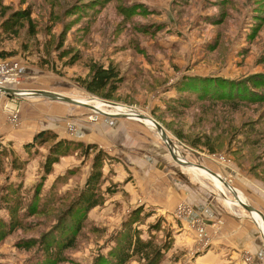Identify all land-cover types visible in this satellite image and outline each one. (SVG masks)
<instances>
[{"label":"rangeland","instance_id":"374dc122","mask_svg":"<svg viewBox=\"0 0 264 264\" xmlns=\"http://www.w3.org/2000/svg\"><path fill=\"white\" fill-rule=\"evenodd\" d=\"M24 10L31 24L17 18ZM1 53L0 72L17 65L23 95L0 99V145L12 142L27 165L0 166V264H153L158 250V264H232L211 244L221 226L194 218L204 211L254 223L259 253L243 249L237 263L264 262L262 217L233 192L264 214V0H1ZM99 66L119 78L93 93L85 83ZM152 120L191 166L174 160ZM42 130L57 140L25 147ZM61 139L82 146L54 162ZM99 150L101 204L84 215ZM132 236L155 251L117 262Z\"/></svg>","mask_w":264,"mask_h":264},{"label":"trees","instance_id":"16d2710c","mask_svg":"<svg viewBox=\"0 0 264 264\" xmlns=\"http://www.w3.org/2000/svg\"><path fill=\"white\" fill-rule=\"evenodd\" d=\"M0 6H1V0H0ZM17 18L19 19H27L28 22L31 24V12L28 10L21 11V15H18ZM16 20V18H15ZM1 59H7V54H0ZM119 78V72L116 70L113 66H109L107 68L103 66H99L95 69L91 79L86 82V89L93 93H99L105 88H108L112 86L113 82L117 81ZM205 78V77H203ZM205 80V79H200ZM34 139L30 143H26L25 147H35L41 143H45L48 140L56 139L57 136L53 135L50 130H42L38 132L34 137ZM81 147L80 143L72 140H58L55 142L54 146L52 148V160L56 162L61 156H66L70 153L72 148L74 147ZM24 147V149H25ZM84 149V146L82 147ZM106 153L103 150H99L96 153L95 161L93 164V171L88 179L86 187H88L82 194L79 199L80 206L85 209L84 215H86L89 211H91L93 208L99 206L101 204V201L99 200V197L96 196L95 193V185L101 180L102 178V171L101 168L103 166V161L105 158ZM14 156V157H13ZM20 153L15 149L14 144L12 142L9 143L8 146L0 145V166L2 163L7 159H11L12 167L17 168V170H23L27 163L20 160ZM23 159V158H22ZM53 162V163H54ZM52 163V164H53ZM51 165V163L49 164ZM82 222L78 221L77 225L80 226ZM72 237L68 238V242H70V245H73ZM124 247L120 249V252L118 253V256L114 257L115 260L120 263H123L125 261H128L129 258L133 256H139V257H147L150 259L151 255L150 253H153L155 249H153V246L150 242L142 241L139 237H131V239L127 240L126 243H124ZM150 252V253H147ZM159 250L154 252V256L158 255V257L153 262V264H158L161 260V257L159 255Z\"/></svg>","mask_w":264,"mask_h":264},{"label":"crops","instance_id":"0c3cea01","mask_svg":"<svg viewBox=\"0 0 264 264\" xmlns=\"http://www.w3.org/2000/svg\"><path fill=\"white\" fill-rule=\"evenodd\" d=\"M32 135L31 138L26 139L31 140L35 134L33 133ZM215 178L216 177H214V179ZM233 190L239 192L235 188H233ZM241 197L243 196L241 195ZM243 200L245 202L244 198ZM194 218H206V220L208 221H213L214 227L216 224L218 225V227L221 226V231L219 235L216 234L218 237H213V239L211 240V244L214 246H219L221 248H226L222 250L219 256L230 257L227 262L232 264H240L237 262L241 260L239 257H241L240 253L243 249L250 250L254 254V257H256V255L259 253L261 235L259 234V231H257V228L255 227L254 223L251 224V222H247L242 219L236 220L234 219L235 217H233L232 215H225L222 212H215L212 215L207 214V212L204 211L203 215H195ZM257 219L258 221H260L258 217ZM225 251H229L228 255H224ZM261 257H264V255H261ZM262 264H264V262H262Z\"/></svg>","mask_w":264,"mask_h":264},{"label":"water","instance_id":"95a60500","mask_svg":"<svg viewBox=\"0 0 264 264\" xmlns=\"http://www.w3.org/2000/svg\"><path fill=\"white\" fill-rule=\"evenodd\" d=\"M0 91H8V92H14L13 89H3V88H0ZM30 95H41V96H45V97H49L51 99H56V100H61V101H65V102H68V103H73V104H77V105H83V106H87L97 112H100V113H103V114H106V115H110V116H115V115H112V114H109V113H106V112H103L99 109H97V107L95 105H89L88 103H85V102H82L80 100H75V99H72V98H69V97H66V96H63L62 94H59V93H54V92H48V91H45V90H30L28 91ZM120 116H125V117H132V116H135V117H138V118H143V119H147L148 117H145V116H141V115H137V114H132V113H121V114H117L116 117H120ZM155 124V127L158 129V131L162 134V138L168 143V149L172 155V157L174 158V160H176L177 162H180L182 164H185V165H188L187 162L181 160L177 154H176V151H175V148L173 146V142L171 141V139L166 135L164 129L162 128V126L155 120H152ZM192 164L189 163L188 166H191ZM197 167H200V168H203L204 170H206L208 173H210L211 175L217 177L220 181H222L226 187H228L229 189L232 188V186L227 183L221 175L217 174L216 172H213L211 170H209L208 168H206L205 166H202V165H195ZM235 193V197L236 199L238 200L239 204L244 207L247 211L249 212H256L257 214L260 215V217H262V220L264 222V214L257 210L255 207L251 206V205H248L247 203L243 202L239 196H238V193L236 191H233Z\"/></svg>","mask_w":264,"mask_h":264},{"label":"built area","instance_id":"2783aa9c","mask_svg":"<svg viewBox=\"0 0 264 264\" xmlns=\"http://www.w3.org/2000/svg\"><path fill=\"white\" fill-rule=\"evenodd\" d=\"M20 75L17 65L6 72H0V88L14 90V92L0 91V99L2 96L12 98L13 96L21 95V93L17 91V84H19ZM10 111L12 122L18 124L20 120L19 111L16 108H11ZM201 227H203V225H201Z\"/></svg>","mask_w":264,"mask_h":264},{"label":"bare ground","instance_id":"6f19581e","mask_svg":"<svg viewBox=\"0 0 264 264\" xmlns=\"http://www.w3.org/2000/svg\"><path fill=\"white\" fill-rule=\"evenodd\" d=\"M21 95H23V93H21ZM98 108L97 109H99V110H101V111H103V112H106V113H109V114H112V115H115V116H117L116 114H117V112H113V111H110V110H107L105 107H102L101 105H100V103H98V106H97ZM153 122V121H152ZM154 123V122H153ZM151 126H153L154 127V125H152V124H150ZM160 133V132H159ZM160 135H161V137H162V134L160 133ZM184 161V160H183ZM197 167V166H196ZM199 169H201V170H204L203 168H200V167H198ZM194 171L195 172H200V173H202L200 170H196V169H194ZM204 171H206V170H204ZM215 180H216V182H217V185L219 186V187H223V185H222V181H220L219 179H217V178H215ZM233 188V187H232ZM231 188V189H232ZM224 189V188H223ZM234 191V190H233ZM239 196V195H238ZM232 203H235V202H229V204H232ZM236 204V203H235ZM252 213H254V212H252ZM259 215V214H258ZM254 217H255V220L257 221V222H259L260 223V221H258V219H257V216H256V214H254Z\"/></svg>","mask_w":264,"mask_h":264}]
</instances>
